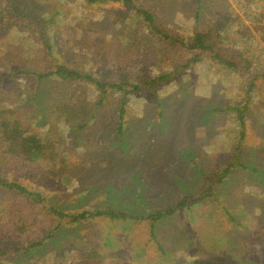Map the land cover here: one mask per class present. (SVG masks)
<instances>
[{
    "label": "rangeland",
    "instance_id": "1",
    "mask_svg": "<svg viewBox=\"0 0 264 264\" xmlns=\"http://www.w3.org/2000/svg\"><path fill=\"white\" fill-rule=\"evenodd\" d=\"M139 8L178 38L209 33L239 66L205 57L161 82L181 51L150 21L134 28L153 43L124 46L133 39L119 31L132 32L127 21ZM42 38L82 77L143 84V92L108 87L102 97L83 79L58 90L52 80L42 83L43 106L26 101L37 83L25 72L39 71ZM20 51L19 61L3 60ZM0 57V108L27 112L35 134L52 130L61 143L56 167L0 157V180L46 198L0 184V264H264V77L255 80L264 74V0H0ZM234 162L211 185L208 177ZM209 187L154 226L139 219ZM97 209L127 216L72 220Z\"/></svg>",
    "mask_w": 264,
    "mask_h": 264
},
{
    "label": "trees",
    "instance_id": "2",
    "mask_svg": "<svg viewBox=\"0 0 264 264\" xmlns=\"http://www.w3.org/2000/svg\"><path fill=\"white\" fill-rule=\"evenodd\" d=\"M113 1V0H110ZM127 1V0H125ZM139 14L141 16L136 20L133 18H129L127 23L128 25L134 27H138L141 25H145L148 21H150V28L156 30L158 34L163 36L164 38L168 39L171 43L172 47L175 48H180L181 51V61H175V66L176 68L173 69L170 73L165 74L164 76L161 77V82L165 81V79L170 78L171 76L178 73L177 69H188L193 63H198L203 60L205 57H213L216 60H219L220 62L226 63L230 66H239L238 62H233L230 61L228 56H225L221 50H217L215 47L214 37L210 35L209 33H195L192 37L187 38V39H182L178 38L177 36H174L169 33L162 32L158 29V27L154 24V16L139 8L138 9ZM140 18H142L140 20ZM114 22L118 23V20L115 19ZM126 23V24H127ZM49 24H52L51 21H49ZM45 28V26H44ZM81 29L83 32L87 33L86 37L84 40L89 41V38L94 39L93 33L91 32L89 26H87L86 22H83L81 25ZM130 29L122 28L119 33L126 37L129 36L130 38L133 39V41L130 43L125 44L124 46L128 48L129 44H133L134 46L136 44H140L142 47H146L147 43H153V39L155 36L151 39H149V42L143 43V36L140 35V33L136 30L135 28L132 30L130 33ZM212 33V32H210ZM18 39L20 37L18 36ZM16 40V38H15ZM21 40V39H20ZM47 39L42 38V47L44 46V50H42L43 55L40 54L37 56L38 60V68L39 71L35 72H25L26 75L34 76L36 78V90L35 94H33L30 98H28L29 102H36L38 105L43 106L41 103V100L46 102L45 97L47 98L49 95L47 94V90L43 91L42 90V83L48 82V81H55L57 82V87L56 89H59L60 83H71L73 81H78L80 79H83L84 81L94 83L95 85V90L98 91L100 94H102V97L106 94L108 91V87L111 89L120 91V92H129L130 94L136 95L137 93L143 92V84H138L134 83L131 84L129 81H124L122 83L118 84H109L104 81L98 80L97 78H93L90 75H86L82 77V75L66 65H63L58 57L55 55V50L58 49V47L53 49V45L55 42H53V45L49 43ZM3 42V41H2ZM1 42V43H2ZM24 42V41H22ZM40 41H37L36 43H39ZM87 45V44H86ZM31 46V44H29ZM136 47V46H135ZM154 47V46H153ZM10 48V47H9ZM24 54V52H23ZM22 51L18 53H13V54H8L7 55H1V57L5 58L3 59L4 61L6 60L8 63H13L14 61H19L16 56H19V58L23 55ZM27 56L31 55V53H26ZM25 54V55H26ZM154 55L156 57H160L159 52H155ZM0 57V58H1ZM36 59V60H37ZM29 62L32 59H28ZM27 60V61H28ZM43 61V62H42ZM245 63V70H250L252 64H250L246 59L242 61ZM33 63V62H32ZM260 74V73H259ZM257 74L258 76H255V80H259L260 78L264 77V74L260 75ZM159 84L158 79L149 83L145 82V85H149L152 87H155ZM143 85V86H142ZM254 86L250 87V89H254ZM70 86H68V89ZM131 89V90H129ZM248 89V88H247ZM251 90V91H252ZM250 91V92H251ZM48 100V99H47ZM249 103V100H247ZM55 103V102H54ZM43 112L40 108L37 113ZM35 113V112H34ZM33 113V115H34ZM122 114V113H121ZM31 118V117H30ZM30 118L29 114L27 112H21L20 114L11 108L8 107H3L0 108V157L1 159H16L20 161V163H23L24 166H29L33 164H40V163H45V162H50L53 164V167H56V161L59 163L57 160L58 157L55 154V146L60 145L61 143L59 140L55 137L52 136V130L48 132V129L46 130L45 133L41 134L38 136L35 134V131L31 127L30 124ZM121 119H124V116L120 117ZM241 122H240V135H239V143H242L245 138V134L247 131V127L245 122L243 121V117L241 116ZM172 121V120H171ZM174 122V121H172ZM175 123V122H174ZM170 125V122H169ZM236 151L239 154L240 153V148L238 147V143L236 146ZM236 155V158H238L239 155ZM236 164L235 162L233 164L228 165L227 167L221 168L217 171H214L211 175V177H208V181L211 183V185H216L221 183L225 178L229 176V174L232 172L233 167H235ZM52 173V172H51ZM0 184H3L6 187H9L10 189H13L15 191L27 193L28 192L23 189L20 185L18 184H10L9 182H6L4 180H0ZM212 187L207 188L202 194V196H199L196 199L193 200H183L179 202L176 205H171L168 206L165 210L163 211H158L154 215L151 216H143L139 218L140 220H149L152 222V226L159 220H161L165 215H171L174 212H176L177 209L179 208H184L189 204L197 203L199 202L202 198L208 197L210 192H212ZM30 198L33 199L34 202H40L44 203L46 202V198H44L40 193H34L30 192L28 194ZM53 211H55L53 209ZM61 216V213H59ZM64 216V215H62ZM122 212H114V211H102V209H97L94 212H83L75 217H72L73 221H82L84 219L88 218H94V217H109L111 219L115 218H123L126 217ZM3 226L1 225V218H0V229H2ZM4 229V228H3Z\"/></svg>",
    "mask_w": 264,
    "mask_h": 264
}]
</instances>
